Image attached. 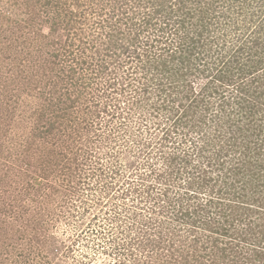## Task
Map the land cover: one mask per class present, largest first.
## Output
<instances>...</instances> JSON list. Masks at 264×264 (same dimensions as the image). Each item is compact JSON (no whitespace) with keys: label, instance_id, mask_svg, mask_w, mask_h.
<instances>
[{"label":"rangeland","instance_id":"obj_1","mask_svg":"<svg viewBox=\"0 0 264 264\" xmlns=\"http://www.w3.org/2000/svg\"><path fill=\"white\" fill-rule=\"evenodd\" d=\"M250 1L0 0V147L7 151L0 150V264H127L125 256H133L134 252L127 245L131 238L137 240L136 255L143 264H156L158 253L176 250L182 241L174 238L176 241L171 245L158 230L151 234L154 239L149 242L137 239L138 224L131 217L142 208V199H134L140 191H133L127 198L122 195L136 186L138 176L153 169L150 163H155L158 171L149 180L162 185L166 180L172 182L173 192L180 198L177 207L185 205L192 172L209 168L212 154L202 158L195 151L196 157H185L182 161L165 146L160 150L162 140L156 136L153 116L149 113L143 116L138 107L146 106L147 93L136 90L142 88L139 81L144 75H157L149 67L163 49L161 42L148 41V33L165 28L167 35L181 40L184 36L201 35V44L211 39L205 48L212 53L218 50L215 55L222 45L230 50L234 44L249 43L253 52L243 47L249 52L243 53L246 68L239 70L242 78L238 79L235 71V76L215 81L201 96V80L196 81L195 94L199 95L196 102L205 100L210 108L207 112L218 110L222 108V99L216 97L225 93L230 100L234 87L228 83L243 80L244 86H252L253 97L261 103L255 116L244 114L242 124L246 125L245 130L261 131L264 137V125L259 120L264 117V67L259 63L264 64V49L262 56L257 55L255 39L259 36L264 44V0L261 10V0H253L258 2L259 9L253 3L250 7ZM241 9L245 14L239 12ZM127 41L130 46L126 51L127 47L122 46ZM206 74L200 70L194 73L199 78ZM185 80L180 82L186 83ZM187 82L190 85L191 79ZM197 134L192 133L196 140ZM151 138L154 143L148 147ZM253 140L255 143L257 137ZM30 144L32 149H28ZM77 149L82 153L74 160L72 152ZM27 151L35 158L48 154L57 161L67 160L62 171L49 169L40 174L37 173L40 170L30 168L41 182L48 175L55 180L49 190L42 188L38 180L34 182L29 172L17 179L22 176L17 175L22 165L14 168L18 169L16 172L5 175L8 165L16 164L17 153ZM19 162L22 164L21 158ZM167 165L174 170L170 177L162 174L169 171ZM85 171L86 175L79 178ZM212 171L221 175L224 170L219 167ZM259 172L263 174L264 167ZM176 175L180 179L174 181ZM220 175L221 183L218 181L217 189L209 192L216 195L223 188L222 195L229 202L228 198L233 197V180ZM146 184L145 181L142 187ZM237 185L234 189L246 186ZM259 185L262 197L264 183ZM63 198L66 203L59 208ZM234 206L239 205L225 207L219 215L220 226L224 227L220 242L228 245L230 255L218 253L220 260L215 262L200 251L191 256L197 260H192L194 264H264V237L250 231L248 226L254 221L246 213L253 214V220L257 218L260 228H264V219L258 218L261 214L258 216L256 209L243 213V206L240 211ZM151 212L153 217L165 219L163 213L157 214L153 209ZM100 226L113 229V234H93L86 242L78 237L86 233L89 236V229L98 230ZM104 235L107 237L103 238ZM47 239L51 242L47 243ZM122 244L127 255L118 254L116 248ZM91 246L96 249L100 246L97 256Z\"/></svg>","mask_w":264,"mask_h":264},{"label":"trees","instance_id":"obj_2","mask_svg":"<svg viewBox=\"0 0 264 264\" xmlns=\"http://www.w3.org/2000/svg\"><path fill=\"white\" fill-rule=\"evenodd\" d=\"M252 3L254 6L257 5L256 7L258 8V2H253V0H251L250 3H248L250 7L252 6ZM261 3H263L262 0L259 3V10H261L262 7V5H260ZM242 10L243 9L239 12L245 14ZM256 12L258 13L259 11ZM168 20H171V18ZM123 24L125 23L123 22ZM175 31L177 33V29ZM167 34L165 28H158L155 29V31L150 30L148 33V41L152 39V43L161 42L163 44V49H161L158 57H155L152 60L153 63L151 62V66L149 67L151 71L154 70L153 73H156L157 75L150 77L144 75L145 78H141L139 81H142L140 84L142 88L137 87L136 90L147 93L144 100L149 101L145 102L144 105L146 106L140 104L138 107L141 110V114H144L143 116L147 113H149L150 116H153L152 118L156 123L155 129L158 130L156 136H161L162 140L160 142V150L165 146L166 150H168L171 155H176L174 157L182 161L186 158L191 159L193 155L195 156V151L197 152L196 156L202 158L212 154L210 159H208V163L211 166H215V168L210 166L209 168L203 170L196 169L192 172L193 180L188 181L189 183L186 186L185 195L187 197V203L185 205H179L180 207H177L176 205L180 198H176L177 194L173 192L174 189L172 188L174 186L172 182L166 180V182L163 183L165 186H163L162 184L153 183L149 180V177H151L153 173L156 174L158 171V168L155 167V163H150L149 167H152L153 169L150 170V172L143 173V176L141 177L138 176L136 186L131 191L130 189H126L122 197L127 198L132 196L131 193L137 189L140 191L139 194H136L137 197L134 198L136 200L140 197L143 203L140 212H136V214L134 213L136 217H139H137L139 220L136 221L134 218L135 216L131 217L134 222L138 224V240L141 238L143 242H149L154 239L151 238V234L154 233L155 230H158L160 235H164V239H168L171 245L175 243V239H180L182 241L179 246H177L176 250L170 251L169 253L167 252V254L158 253L156 264L159 262L164 264H194L197 260L192 259L191 256H194L200 251H204L206 254L203 255H208L212 260L218 262L220 260V258H218L219 254H222L223 256L230 255L227 253L228 245L226 244L225 246V242H220V236L223 235L222 231L224 230V227L220 226L221 218L219 219V215L223 212L225 207L231 209L233 208V205H239L238 207H234L240 211V207L243 206V213L252 212V209H256L257 215L259 216V214H261L258 218L260 220L264 219V196H259V188L261 187L259 183H264V173L261 174L259 172V169L264 167V147L262 146L264 144V137L261 131L256 132V130H253V133H251L248 129L245 130L243 126L245 124H242L244 114L247 116L250 115L251 117L255 116L254 113L259 110L258 104L261 103V100H256L253 97L254 90L251 85L244 86L243 80L241 82L237 81V83L233 84L228 83L234 87V93L229 94L230 100L225 93H222L220 96L216 97V99L218 98L217 100L222 99L220 101L222 108L207 112L210 108L208 109V106L205 105V100L200 99L202 101L201 103L196 102L199 95L197 96V94H195L197 91L194 87V83L201 80L200 85L202 87L199 92L201 96L204 89L211 88L215 81H220L222 78L224 79L230 75L235 76V71H238V79L242 78L239 70L246 68V66L243 67V65H246L243 61V53L249 52L243 47L247 46V49L252 52L253 48L247 42L241 43L240 45L231 44L232 46L229 47L230 50H226L222 45V48H220L217 55H215V51L218 50H213L212 53V51H209V48L208 51H206L205 48L209 42H212L211 39L205 42L204 45V42L201 44L203 41L201 35L196 38L184 36L181 40L180 37L174 38V36L170 37ZM164 35L166 36L165 39ZM255 39H257V55H261V53H263L261 50L264 49V44L261 43L259 36ZM129 46L130 42L127 41L126 45H123L122 47H127L125 49L127 51ZM234 47H236V49H234ZM236 61L238 62V66ZM259 63L264 67L262 61H259ZM198 70L202 71L203 74L204 72L207 74L201 78L196 77L194 73ZM230 78L231 77H229V79ZM183 79H186V83L180 82L183 81ZM189 79H191V84L187 86L189 82H187V80ZM203 80L205 81L203 82ZM80 83L81 82H79V84ZM191 95H194L195 98H192ZM138 97L139 102L143 101L141 96L138 95ZM197 109L199 111H197ZM259 120L264 125V117L259 118ZM185 128H188V130ZM194 132L198 133V140L192 136V133ZM254 136L257 137L255 143H253ZM153 143L154 141L151 138V142L146 144L148 147H151ZM188 143H190L189 146ZM29 148L32 149L33 146L30 144L28 149ZM258 149L259 151L257 152ZM0 150L7 152L4 147H0ZM173 150H175V153L172 152ZM80 153H82V151H78V149L75 152L73 150V159L78 160L77 155ZM17 154L18 158L14 160L16 164H13L12 162L10 165L7 164L8 167L4 172L5 175H8L9 172L14 173L13 171L16 172L18 170L14 168H16L17 165L19 167L22 165V167L19 168L21 170L20 173L17 174L18 176H22H15L16 178L18 177L17 179L19 180H21L23 176L26 177V173L33 172L30 169L31 167L36 171L40 170L37 172L40 174L49 169H51L50 171H62L63 163L65 164L67 161H57L56 158H53L48 154L45 158H35L33 157V154L28 153V151L26 153L19 152ZM62 155L65 158V154ZM19 158H21L22 164L19 162ZM170 165H167L169 171L165 170L162 173L165 174V176L167 175L170 177V173L174 171ZM39 166H42V169H38ZM219 167L224 170L221 175L212 171L214 169L218 170ZM179 169L180 168H178V170ZM86 173L87 171H85L84 174L82 173L79 178L86 175ZM31 175L33 176V181L37 182L36 180H38V178L32 173ZM94 175L96 174L94 173L93 176ZM178 175L181 176V173ZM219 175L224 178L229 177L233 180V197L232 199L228 198L229 202H225L227 198H225V195H222L224 193L222 192L223 188H220L216 195L209 192V189L210 191L211 189H217L216 186L219 181ZM198 178L200 180H198ZM178 179L180 178L177 177V175L173 178L174 181ZM38 181L41 182V180ZM145 181L147 184L145 187H142ZM52 182H55V180H51L48 175L40 184L43 186L42 188L48 187L49 190L53 187ZM98 183H100V181L97 182V184ZM219 183L221 182L219 181ZM240 183H245L246 186H244L243 189H234L236 186H239L237 184ZM159 186H162L163 188H159ZM212 186L215 187L212 188ZM206 189H208V193ZM49 193L52 197L53 195L51 194V191H49ZM65 196L66 194L64 197ZM160 196H162V198L157 199V197ZM181 197L185 198L184 196ZM113 199H115V197H113ZM154 200L155 203L151 206V203ZM51 201H53V197ZM65 203L66 201L63 198V200L59 202V208H63ZM168 208L171 212H168ZM53 209H55V207H52V211ZM152 209L157 214L163 213L165 219L160 216L159 218L153 217V212H151ZM246 215L250 221H254L248 226L250 231L258 232L264 237V228H260L257 224V218L253 220V214L251 213H246ZM117 221H120V219H117ZM184 224H186V226H184ZM112 230L113 229L107 230L100 226L98 230L89 229L88 231H91V235L87 236L88 234L86 233V236L79 235L78 237L82 241H85L88 237L94 236L98 233L106 234L107 232L108 234H113ZM164 231H167V233ZM48 237L53 240L52 236L49 235ZM105 237L107 236L104 235L103 238ZM112 239L113 237L110 240L111 242H113ZM47 240L49 241V239ZM92 240L96 241L94 237ZM48 241L46 242H51ZM132 241L133 239L131 238L127 245H129L130 248L131 246L134 248V252H132L133 256L126 254L124 244L117 246L116 249L119 252L118 254H121L122 256L127 255L124 258V260L127 261V264H143L136 255L138 251V249H135L137 240ZM97 243L100 242L97 241ZM88 244L85 246L88 247ZM99 247L96 249V247L94 248V246H91V249L93 250L92 253L94 252L93 254L95 256H97ZM110 247L111 245L108 248L109 250ZM121 263H124V261ZM144 263L146 262L144 261Z\"/></svg>","mask_w":264,"mask_h":264}]
</instances>
